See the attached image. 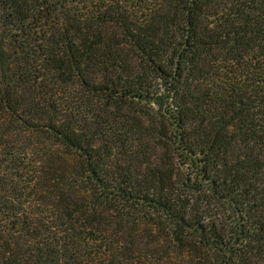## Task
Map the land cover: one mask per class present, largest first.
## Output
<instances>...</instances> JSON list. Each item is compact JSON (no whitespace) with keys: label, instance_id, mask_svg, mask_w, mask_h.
<instances>
[{"label":"trees","instance_id":"trees-1","mask_svg":"<svg viewBox=\"0 0 264 264\" xmlns=\"http://www.w3.org/2000/svg\"><path fill=\"white\" fill-rule=\"evenodd\" d=\"M0 264H264V0H0Z\"/></svg>","mask_w":264,"mask_h":264}]
</instances>
